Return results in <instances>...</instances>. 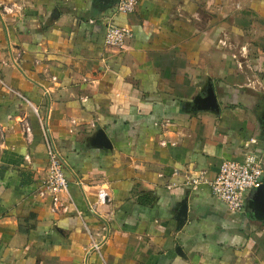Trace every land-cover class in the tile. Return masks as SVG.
Wrapping results in <instances>:
<instances>
[{
  "label": "crops",
  "instance_id": "1",
  "mask_svg": "<svg viewBox=\"0 0 264 264\" xmlns=\"http://www.w3.org/2000/svg\"><path fill=\"white\" fill-rule=\"evenodd\" d=\"M110 22L132 32L123 49L105 45ZM210 88L218 109L200 110ZM47 130L65 213L38 194ZM246 154L264 170V0H139L129 15L0 0V264H264V224L209 184Z\"/></svg>",
  "mask_w": 264,
  "mask_h": 264
},
{
  "label": "built area",
  "instance_id": "2",
  "mask_svg": "<svg viewBox=\"0 0 264 264\" xmlns=\"http://www.w3.org/2000/svg\"><path fill=\"white\" fill-rule=\"evenodd\" d=\"M139 0H118L117 12L125 15L136 12ZM7 11H9L7 9ZM132 32L128 26H118L113 22L106 26L105 45L111 49H123ZM29 131V128L27 129ZM46 143L49 151V165L47 176L43 179L38 192L42 200H49V210L54 214L65 213L69 209V185L65 176L66 160L59 152L50 131L47 130ZM263 162L254 154H246L244 160H226L219 173L209 184L213 194L235 213L246 212L247 194L258 189L262 184ZM188 185L197 187L202 183L201 179L188 180ZM108 202V194L99 191L97 203L92 205L91 211L96 215L97 207L104 206Z\"/></svg>",
  "mask_w": 264,
  "mask_h": 264
},
{
  "label": "water",
  "instance_id": "3",
  "mask_svg": "<svg viewBox=\"0 0 264 264\" xmlns=\"http://www.w3.org/2000/svg\"><path fill=\"white\" fill-rule=\"evenodd\" d=\"M101 2L105 6H115L118 0H95ZM200 110H216L218 109L217 98L215 92L210 88L206 92V96L199 97L196 100ZM101 146L111 148V143L107 138L103 130H99L96 135ZM187 202L181 205L178 215V224L183 225L187 221ZM246 210L249 212L250 218L262 222L264 224V184H262L258 189L252 192L249 200L246 203Z\"/></svg>",
  "mask_w": 264,
  "mask_h": 264
}]
</instances>
